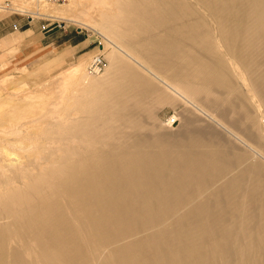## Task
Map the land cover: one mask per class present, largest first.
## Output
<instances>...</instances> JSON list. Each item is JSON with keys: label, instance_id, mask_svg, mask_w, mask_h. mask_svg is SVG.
Wrapping results in <instances>:
<instances>
[{"label": "bare ground", "instance_id": "bare-ground-1", "mask_svg": "<svg viewBox=\"0 0 264 264\" xmlns=\"http://www.w3.org/2000/svg\"><path fill=\"white\" fill-rule=\"evenodd\" d=\"M25 1L10 9L98 34L108 66L99 78L86 75L84 57L67 68L50 111L24 102L31 95L1 103L0 264H115L103 246L130 222L154 230L125 246L120 264H135L140 246L166 244L170 214L190 226V246L169 250L170 264L189 259L204 243L199 231L223 218L205 255L227 247L221 264H264V0ZM167 106L181 107L174 133L156 117ZM40 108L70 143L20 190L22 155L37 159L50 138L37 143L45 119L18 117Z\"/></svg>", "mask_w": 264, "mask_h": 264}, {"label": "rangeland", "instance_id": "rangeland-1", "mask_svg": "<svg viewBox=\"0 0 264 264\" xmlns=\"http://www.w3.org/2000/svg\"><path fill=\"white\" fill-rule=\"evenodd\" d=\"M11 1L12 0H0V7H4L0 8V105L2 102L8 103L5 102L8 100L7 98H11L18 103L24 99V96L31 95L30 100L25 99L24 102L33 104L35 103V105H39V103L40 105H43L44 103L46 105L47 111H50L52 108L51 103H61L58 98L55 99V97L60 94L57 87L59 85L58 79L60 77V74L62 72L64 73L67 68L77 64V62L83 57L85 58L86 72L87 64L89 63L91 58L94 55L101 54L105 61L102 72L95 76L88 75L86 72V75L93 78H99L103 74L105 70L104 68L108 66V62L105 58L106 53L99 52V49H101V46L103 44V40L98 34L92 32L91 30L83 29L75 24L64 21H60V27H57V23L55 22L54 24L49 26L50 30L45 32L41 30V26L47 23L45 19L41 17H33V19L30 20L27 16L29 14L25 15L26 13L14 11V8L10 9V6L12 4H17V6H19L20 4H18L16 0V3H13V0L11 4ZM21 1L24 2L22 4L27 6V1ZM116 1L121 2L123 0ZM66 5H62V7ZM116 6L119 7L118 4H116ZM26 8L23 9L25 11H29L31 9L34 10L36 6L33 7L34 9H29V7L26 10ZM13 25H16L18 27V30H14ZM115 29L120 33L125 32L124 27L120 25ZM26 31L29 32L24 33ZM43 36L45 38H43ZM52 39L55 41L53 43H49ZM123 41L127 42L128 39L124 38ZM47 43H49V45L45 46ZM69 44L71 45V47H68ZM77 47H85L86 51H89L84 55L83 51L85 49L80 51ZM142 72L145 74L144 71ZM80 88V85L76 83L73 84V86L69 88L71 95L76 96L77 94H79L78 89ZM25 92L26 94H24ZM66 94L68 95L69 93H65V95ZM63 103H66V101H64ZM40 109H36V111L34 112L35 114L31 113L33 109H29L26 111L24 110V112L21 114L22 117H18V121L22 124L24 123L26 126H30L29 124H32V121H37L39 123L41 120L45 119L48 124L47 131L40 134L37 143L39 142L38 144H42L44 142L43 137L45 136L47 138H50V140L48 139L46 143H43V152L38 154L37 159L29 157L27 155H22L24 156V158H22V165H24L27 170L25 172V180L22 181V179L15 177V181L20 190L23 189L22 182H31L32 180H34V176L39 174L42 169L50 167L48 163L49 161L51 162V160H54V158H59L58 156L64 157L66 146H68L70 143V141L64 139L67 137V134L57 135L50 132V128L54 123V120L51 119L50 114L42 116L44 110ZM0 110L1 117V113H3L5 108L3 109V106L1 105ZM180 110L181 107L179 106H167L156 110L155 113L156 117L161 122V125H163L164 128H171V132L174 133L176 132V130L173 129L178 125V121L174 125L169 126L165 123V119L172 113H176V116L178 117ZM37 112L40 113L38 114ZM60 118L61 116L57 117L56 119L60 120ZM24 133L25 132L23 131V134ZM52 137H54V139ZM13 138L18 139L17 136H11V139ZM55 138H63V140L56 142ZM58 148H60V150L56 152ZM10 150H12V152L14 151L15 153L19 151L16 147H11ZM60 151H62L64 155L60 153ZM10 158L15 159L16 156L10 155ZM43 160L47 161V163L43 164ZM8 186V181L7 183L6 181H3V188H7ZM174 218V214L168 215V217L165 218V225H162V227H165V230L168 233V238L166 240V244L160 246L162 247L161 251L159 253L153 252L149 247L142 245L139 247L140 250L137 254V261L135 264H155V260H157L160 264H170L167 258L169 250L176 248L179 250V252H181L190 246V240L188 238V231L190 226L188 222L183 221L182 224H177L175 223ZM227 223H229V220L223 218L220 223L217 224L215 222H211V225L206 227L207 229L199 231L198 236L204 243H201L202 245H199V247L197 248L198 251H195L189 259H187L186 257L184 258V256H180L181 263H223L222 261L224 259V253L227 247H225L226 249L224 250H214L215 255L213 256L205 255V250L207 249V247L211 246L210 238L213 236V234H215V224L216 226H220V228H223V226ZM152 231L154 230L148 227L147 229L143 228V224L139 225L138 223L131 222L125 223L116 238L112 240H106L105 245L103 246V252L105 254H110L109 260L112 263H123L129 256L127 250L125 249V246L129 244L139 245L141 239L146 235L152 233ZM90 249L91 245L81 247L82 258H85L86 262H89V260H91L89 257ZM197 254H200L201 256H196ZM89 264L91 263L89 262Z\"/></svg>", "mask_w": 264, "mask_h": 264}, {"label": "built area", "instance_id": "built-area-1", "mask_svg": "<svg viewBox=\"0 0 264 264\" xmlns=\"http://www.w3.org/2000/svg\"><path fill=\"white\" fill-rule=\"evenodd\" d=\"M28 1L35 3V4L46 5V6H62V5L67 4L70 0H28ZM2 8H4V7H2ZM13 10L17 11L15 9H13ZM31 19H33V18H31ZM43 19H45V21L47 23L41 26V30H43L45 32L49 31L50 30L49 26L54 24L55 22L57 23V27H60L59 26L60 22H58L57 20H53L49 17L43 18ZM13 29L18 30V27L16 25H13ZM104 63H105V61H104V58L101 54L94 55L87 65V68H86L87 74L91 75V76H95V75L100 74L103 70ZM177 121H178V117L176 116V113L170 114L165 119V123L169 126L174 125L175 123H177Z\"/></svg>", "mask_w": 264, "mask_h": 264}, {"label": "crops", "instance_id": "crops-1", "mask_svg": "<svg viewBox=\"0 0 264 264\" xmlns=\"http://www.w3.org/2000/svg\"><path fill=\"white\" fill-rule=\"evenodd\" d=\"M28 32H29V31H26V32H24V33H28ZM43 38H45V37L43 36ZM54 41H55V40L52 39L49 43H53ZM49 43H47L45 46H48ZM68 47H71V45L69 44ZM77 48H78V47H77ZM78 49H79L80 51H82V50L85 49V47H84V48H83V47H80V48H78ZM88 51H89V50L86 51V49H85V50L83 51V52H84L83 54H84V55L87 54Z\"/></svg>", "mask_w": 264, "mask_h": 264}]
</instances>
